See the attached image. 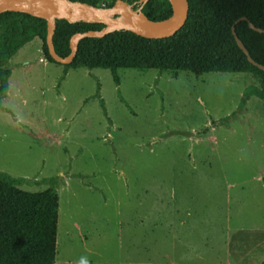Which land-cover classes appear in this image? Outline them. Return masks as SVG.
<instances>
[{
	"label": "rangeland",
	"instance_id": "obj_1",
	"mask_svg": "<svg viewBox=\"0 0 264 264\" xmlns=\"http://www.w3.org/2000/svg\"><path fill=\"white\" fill-rule=\"evenodd\" d=\"M6 68L0 173L33 193L54 180L55 264L264 261V100L242 103L257 78L119 70L117 85L66 75L39 39Z\"/></svg>",
	"mask_w": 264,
	"mask_h": 264
},
{
	"label": "trees",
	"instance_id": "obj_2",
	"mask_svg": "<svg viewBox=\"0 0 264 264\" xmlns=\"http://www.w3.org/2000/svg\"><path fill=\"white\" fill-rule=\"evenodd\" d=\"M70 1L101 7L102 0ZM116 1L107 0L104 6L111 7ZM123 1L135 11L140 8L141 0ZM188 2V20L174 37L152 40L129 31H117L102 39L86 38L80 41L74 61L64 66L65 74L78 69L109 70L117 85H120L119 70H156L173 77L182 72L195 76L248 74L259 80V86L247 90L243 105L251 96L264 100V72L249 61L233 35L235 27L250 56L264 65V33L249 26L252 23L264 29V0ZM142 12L150 20L161 22L172 15V6L168 0H151ZM242 18L247 21L238 22ZM104 28L101 24L58 20L53 37L56 53L62 58L68 57L73 36ZM47 35L46 20L14 12L0 14V99L6 96L10 75L6 66L33 40L41 41L45 60L58 64L50 56ZM20 183V180L0 173V264H55L59 195L54 180L49 189L36 193L20 189Z\"/></svg>",
	"mask_w": 264,
	"mask_h": 264
},
{
	"label": "water",
	"instance_id": "obj_3",
	"mask_svg": "<svg viewBox=\"0 0 264 264\" xmlns=\"http://www.w3.org/2000/svg\"><path fill=\"white\" fill-rule=\"evenodd\" d=\"M149 1L151 0H141L140 8L135 11L123 0H117L111 7H94L87 3L70 0H0V14L14 12L46 20L48 23L47 45L50 56L56 63L66 66L74 61L80 41L86 38L102 39L117 31H129L147 39H167L174 37L185 26L189 17L188 0H168L172 6V15L161 22L152 21L143 14L142 9ZM58 20L101 24L105 28L102 31H89L73 36L70 41L71 54L62 58L56 53L53 43ZM241 21H247V18H242L238 22ZM249 26L259 33H264V29L257 28L252 23H249ZM233 35L249 61L264 72V65L257 63L250 56L249 51L238 37L235 27H233Z\"/></svg>",
	"mask_w": 264,
	"mask_h": 264
},
{
	"label": "clouds",
	"instance_id": "obj_4",
	"mask_svg": "<svg viewBox=\"0 0 264 264\" xmlns=\"http://www.w3.org/2000/svg\"><path fill=\"white\" fill-rule=\"evenodd\" d=\"M82 264H83V262H82Z\"/></svg>",
	"mask_w": 264,
	"mask_h": 264
}]
</instances>
